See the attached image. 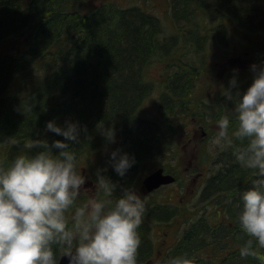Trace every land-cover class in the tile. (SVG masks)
<instances>
[{"label":"trees","instance_id":"trees-1","mask_svg":"<svg viewBox=\"0 0 264 264\" xmlns=\"http://www.w3.org/2000/svg\"><path fill=\"white\" fill-rule=\"evenodd\" d=\"M152 1L0 0V163L27 150L32 137L64 139L46 130V121L63 125L71 118L82 126L80 143L72 142L79 165L86 164L93 180L96 169L107 165L116 195L121 186L137 183L136 172L154 170V163L177 178L160 159L176 157L185 120L213 122L232 106L223 93L214 101L195 97L210 63L202 66L198 56H209L210 44L230 37L263 57L264 0H165V13ZM253 36L262 40L252 43ZM206 38L208 49L195 46ZM253 77L251 72L237 86L245 90ZM149 100L153 116L145 109ZM98 122L114 126V143L106 142ZM116 148L136 157L122 177L109 162ZM197 150L190 172L208 174L198 194L202 209L148 204L139 227V264L154 258L155 226L174 225L178 217L186 227L160 261L187 252L197 264H261L239 255L247 239L237 219L239 191L249 185L251 171L234 160L230 147Z\"/></svg>","mask_w":264,"mask_h":264},{"label":"clouds","instance_id":"clouds-1","mask_svg":"<svg viewBox=\"0 0 264 264\" xmlns=\"http://www.w3.org/2000/svg\"><path fill=\"white\" fill-rule=\"evenodd\" d=\"M252 82L238 85V68L224 87L232 106L215 121L210 150L231 148L232 157L251 171L249 185L239 191L237 219L247 239L239 247L242 258L264 264V63L253 62ZM235 91L233 92V88ZM64 139L33 138L10 161L0 163V264H139V227L147 211L135 185L121 186L97 168L93 193L78 203L91 178L80 168L72 142L81 141L78 120L46 121ZM86 129V126H83ZM106 142H115L114 126L98 122ZM31 149H37L31 151ZM59 149V151H54ZM119 176L136 163L134 153L111 150L110 161ZM157 264H197L187 252Z\"/></svg>","mask_w":264,"mask_h":264},{"label":"rangeland","instance_id":"rangeland-1","mask_svg":"<svg viewBox=\"0 0 264 264\" xmlns=\"http://www.w3.org/2000/svg\"><path fill=\"white\" fill-rule=\"evenodd\" d=\"M94 0H88V3H92ZM104 1V0H102ZM123 4H128L134 0H116ZM254 5L260 4L262 0H251ZM151 3L154 4V7L157 8L158 12L162 11L165 13L167 10L166 1L165 0H153ZM258 6V5H257ZM243 35H241L242 37ZM202 37V36H201ZM216 39V38H215ZM210 38L202 40L199 46L195 44L199 49H208V42ZM217 39V42L211 46L209 49V56H198V61H201V65L207 63L209 60V64L205 66L204 71L199 79V83L196 86V98L202 99L204 101H214L221 93L224 92V87L229 86L230 78L235 74L233 73V68H238L239 73L237 74L238 82L243 80L244 77H247L253 72L251 65L253 62L256 63H264V55L263 57H259L258 59L255 56L256 48L246 47L240 40H233L230 37L228 39ZM230 40V41H228ZM233 40V41H232ZM262 40L258 36L252 37V43L255 44ZM263 46V48H261ZM260 46L263 49L262 54H264V45ZM6 49H9L8 47ZM207 53V52H206ZM202 65V66H203ZM157 72V71H156ZM204 104V103H203ZM210 110L209 106H206ZM145 109H147L148 114L155 115L156 107L152 100H149L146 103ZM183 130L182 135L179 138L177 152L175 154V158L171 156V154H165L161 157V162H167L168 167L172 168L174 172L177 174V178L175 183L163 186L158 190L152 193H146L142 190V181L144 177L148 174L147 172H139L133 175V182H137L134 184L146 201V204L152 203L155 201L161 202H173L181 205L184 212L186 210L193 209L194 211H198L197 209H202V202L198 199V194L207 178L208 174H203L200 177H196V173L190 172V169L197 166L198 162V152L197 147L199 149L209 148L210 137L215 133L216 124L213 122H198L195 118H189L185 120L184 125L181 127ZM212 149L210 151H214ZM96 159H98L96 157ZM80 168L84 171V173L91 178L86 182V189L82 190L81 196L79 197V202L87 199L88 195L93 193L94 185H93V173L88 169L86 164H80ZM158 164H153V168H156ZM201 166V165H199ZM207 169L209 170L210 167ZM208 172V171H207ZM199 174V173H198ZM196 209V210H195ZM209 212V209H207ZM146 214V213H145ZM186 224L179 220V217L176 218L174 225H162L155 226L156 235L155 238V250H154V258L150 262V264H156L157 261H160L166 253V250L170 245L177 242V239L182 234L185 229Z\"/></svg>","mask_w":264,"mask_h":264},{"label":"water","instance_id":"water-1","mask_svg":"<svg viewBox=\"0 0 264 264\" xmlns=\"http://www.w3.org/2000/svg\"><path fill=\"white\" fill-rule=\"evenodd\" d=\"M176 180V176L170 172H166L164 167H158L148 173L143 179V190L145 192H151L158 189L162 185L173 183ZM67 257H61L59 264H67Z\"/></svg>","mask_w":264,"mask_h":264},{"label":"flooded vegetation","instance_id":"flooded-vegetation-1","mask_svg":"<svg viewBox=\"0 0 264 264\" xmlns=\"http://www.w3.org/2000/svg\"><path fill=\"white\" fill-rule=\"evenodd\" d=\"M200 176H201V175H196V177H200ZM154 191H155V190H154ZM154 191H153V192H154ZM150 193H152V192H150Z\"/></svg>","mask_w":264,"mask_h":264}]
</instances>
